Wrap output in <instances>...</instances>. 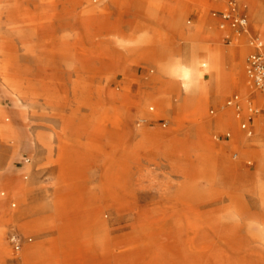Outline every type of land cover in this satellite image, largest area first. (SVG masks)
<instances>
[{
	"label": "rangeland",
	"instance_id": "rangeland-1",
	"mask_svg": "<svg viewBox=\"0 0 264 264\" xmlns=\"http://www.w3.org/2000/svg\"><path fill=\"white\" fill-rule=\"evenodd\" d=\"M36 1V5L19 11H0V107L7 123L17 121L14 126L22 140L18 143L0 137V264H42L24 261L22 253L31 244L53 239L57 241L52 249L57 253L49 258L63 264L60 228L67 225L73 212H65L61 199L75 194L76 183L87 188L98 186L104 156L111 152L112 140L124 130L131 143L141 139L145 146L139 160L132 161L131 172L136 192L148 202L154 196L155 201L160 200L156 194L159 186L175 192L184 180L175 172L185 162L181 150L188 149L193 159L201 162L204 173L198 172L195 178L211 196L202 200L204 205L198 209L204 218L172 227L175 236L190 232L205 235L203 243H197L204 244L207 253L196 264H212L211 257L220 264H264V258L255 255L264 246L249 238L250 226L264 230V195L248 196L231 182L263 163L264 134L259 130L264 129V94L252 88L246 69L253 50L250 41H264V0H231L239 16L247 19L248 30L234 28L223 18L227 0H105L96 4L97 16L108 19L109 29L92 40L88 29L31 24L27 20L30 14L50 9L51 0ZM91 1L85 0L83 7ZM8 2L11 0H6L5 6ZM161 4L165 6L162 11L158 9ZM256 10L261 11L259 22L255 21ZM191 28H201L204 36L200 46L219 56L224 86L222 100L215 103L217 88L206 74L204 85L209 93L197 110L185 105L183 81L160 73L162 65L184 56L185 36ZM66 34L70 37L63 38ZM115 40H143L140 55L122 53ZM91 48L97 52L111 50L114 55L105 58L117 63L115 68L105 69L99 62L94 68H83L75 54L80 57ZM116 58L125 63L123 73ZM143 67L149 70L148 75L140 74ZM108 91H125V98L104 100ZM46 94L61 99L49 104L44 100ZM235 96L239 103L228 106ZM18 105L26 114L16 120ZM250 106L259 113L249 117ZM243 124L247 129H242ZM57 132L66 145L63 154L72 158L78 153L84 155L82 178L77 179L74 168L66 169L59 162ZM39 134L52 136L51 151L34 140ZM27 135L32 137L31 144ZM243 136L248 138L246 145L238 140ZM222 162L234 169L229 179L217 184L215 171ZM28 167L29 172H25ZM6 176L12 180L5 181ZM150 176L157 177L156 183ZM16 179L27 186L21 201L9 190ZM35 217L41 219L40 225L35 224ZM87 222L89 227L85 225L81 234L82 228L72 231L77 241L87 242L94 250L99 259L94 264H113L107 262L108 257L142 237L128 235V231L113 233L117 225L113 228ZM68 223L71 228L81 226L79 218ZM12 240L19 244V250ZM181 248L194 254L198 251L186 245Z\"/></svg>",
	"mask_w": 264,
	"mask_h": 264
},
{
	"label": "bare ground",
	"instance_id": "bare-ground-1",
	"mask_svg": "<svg viewBox=\"0 0 264 264\" xmlns=\"http://www.w3.org/2000/svg\"><path fill=\"white\" fill-rule=\"evenodd\" d=\"M42 0H40L41 2ZM105 0H92L87 6H84L85 0H51L49 2V10H43L39 13L30 14L28 17L31 24L44 25L47 28L73 27L75 30L79 28L88 29V36L90 40L93 37H99L109 29L108 19L97 16L98 3H104ZM204 0H199L202 2ZM6 0H0V11L8 8L16 9V11L27 7L28 5H36V0H11L8 5L5 6ZM82 7V9H80ZM165 6L159 5L158 9L163 10ZM58 9L60 12H58ZM80 9V10H79ZM52 13H48V12ZM57 11V12H56ZM261 11L256 10L255 21H261ZM106 30V31H104ZM76 35V33H75ZM203 32L201 28L189 29L186 33L185 39L187 41V47L185 49L184 56L178 60H172L169 63L162 65L160 68L161 76L168 75L171 77H178L183 81V89L186 92L185 105L189 108H195L199 106L202 100H205L208 96V91L204 85V79L209 75L213 85L217 88V96L215 97V103L222 100V94L224 86L221 82V62L219 56L215 52L206 50L200 46V40L203 38ZM63 38L70 37V34L62 36ZM115 40L113 43L115 46L122 50V53L129 55H140L141 42L126 43L125 41H119L118 44ZM80 59V65L83 68H94L96 63L99 62L105 69L115 68L117 63L108 61L105 56L111 57V50L95 51L93 48L83 52L82 54H75ZM98 55L100 59H98ZM103 58V59H102ZM104 58L106 60H104ZM118 63H121V72L125 71V63L123 59H114ZM208 69V70H207ZM207 70V73L205 72ZM116 75V74H115ZM100 94V93H99ZM125 91L121 94H115L112 91H108L104 94V100L117 99L120 97L125 98ZM259 99L263 100V96ZM61 98L59 96H49L46 94L44 100L46 103L53 104L59 103ZM18 105V109H19ZM198 108V107H197ZM197 110V109H196ZM228 112H232L228 110ZM25 110L19 109L15 113L16 120L25 117ZM4 110L0 107V137L11 138L21 143V135L15 128V121L13 123H7ZM220 120V119H219ZM221 122V120H220ZM261 128V127H260ZM260 134H264V129L259 130ZM59 140L60 158L59 162L62 166L74 168L73 172L76 173L77 179L84 176V155L77 154V157L72 158L68 154H63L65 148V142L62 140L60 132L55 133ZM138 136V134H136ZM26 138L29 143H32V137L27 135ZM237 139V138H236ZM35 141L42 147L52 150V136L46 134H39L36 136ZM242 144L246 145L248 138L241 137L238 139ZM113 145L111 152L104 156L102 161L100 174V182L95 188H87V186L76 183L75 194L71 196H64L61 199V203L65 208V212H73L68 216L67 225H63L60 228V238L62 239V248L60 253L64 258L63 264H94L99 259H96L94 250L87 244L76 240L73 229H81L78 235L83 232V228L88 224L87 221H93L94 225L98 226H118V228L112 229V232H125L128 231V235H141V239L132 243L128 248H123L118 254L108 257L107 262L113 264H196L205 259L207 250L203 243L205 235L198 232H190L183 235L175 236L172 227L180 222H186L187 224H194L196 221L203 219L204 217L199 214L198 209L204 205L205 198H210V190L198 183V172L204 173L200 168V161L190 155L188 149L181 150V155L185 156V162L183 166L175 168V172L184 176V180L177 186V191L171 192L169 187H158L156 194L160 200L154 196L151 201L142 199L136 192L133 186V174L131 172V163L133 160H139L140 151L145 147L141 139L136 143H131V139L128 136L127 131H123L121 135H118L116 139L112 140ZM28 143V144H29ZM77 152V151H76ZM65 153V152H64ZM18 155V154H17ZM75 154H73L74 156ZM154 156H152L153 158ZM156 159V158H155ZM263 163L260 168L252 170L246 174L239 175L237 181H231L234 183L238 190L242 193L253 195H264V149L262 155ZM233 165L220 163L215 171L217 175V184L223 182L225 179H229L232 176ZM30 167L26 168L25 172H29ZM221 177H219V172ZM151 177V176H150ZM196 177V178H195ZM151 181L156 183L157 177ZM5 181L12 180L10 176L4 177ZM170 183V182H169ZM165 188V189H163ZM10 194L15 199L21 201V195L27 191L26 184L19 179L12 181L9 186ZM47 192V191H46ZM155 194V195H156ZM1 197V196H0ZM2 198V197H1ZM39 216V215H35ZM35 224L40 225L41 219L35 217ZM79 218L80 227L71 228L68 223L71 219ZM195 221V222H194ZM194 222V223H192ZM189 225V224H188ZM88 226V225H87ZM89 227V226H88ZM112 228V227H111ZM249 238L251 240L258 241L261 246H264V230H253L250 226ZM70 233V234H68ZM57 240H50L44 242H37L31 244L22 253V259L24 261L35 262L39 261L42 264H55L49 257L57 253L52 249ZM181 242V243H180ZM199 242V243H197ZM231 244V241H226ZM184 244V245H182ZM1 245V244H0ZM188 246L195 247L197 251L189 252V250H182L181 247ZM204 246V247H203ZM195 251V250H194ZM211 252V251H210ZM95 254V255H94ZM257 257L264 258V248L255 253ZM212 264H220L215 257H211ZM243 260V256L241 257ZM220 260V259H219ZM221 261V260H220ZM233 264V263H231ZM237 264V263H236ZM241 264V263H240Z\"/></svg>",
	"mask_w": 264,
	"mask_h": 264
},
{
	"label": "built area",
	"instance_id": "built-area-1",
	"mask_svg": "<svg viewBox=\"0 0 264 264\" xmlns=\"http://www.w3.org/2000/svg\"><path fill=\"white\" fill-rule=\"evenodd\" d=\"M218 1V0H217ZM226 9L223 12V18L230 20L231 25L236 28L248 30V21L245 17H240L237 6L233 1H226ZM224 27V25L222 26ZM250 47L253 49L247 61V77L250 85L256 91L264 94V41L260 38L252 39L250 41ZM239 103V97L235 96L231 101L228 102V106L236 105ZM248 116L253 117L259 113V110L254 109L253 106L249 107ZM242 129H247V125L243 124ZM16 244V249L19 250L20 246L16 240H12Z\"/></svg>",
	"mask_w": 264,
	"mask_h": 264
},
{
	"label": "crops",
	"instance_id": "crops-1",
	"mask_svg": "<svg viewBox=\"0 0 264 264\" xmlns=\"http://www.w3.org/2000/svg\"><path fill=\"white\" fill-rule=\"evenodd\" d=\"M139 72L141 75H148L149 74V70L146 67L141 68Z\"/></svg>",
	"mask_w": 264,
	"mask_h": 264
},
{
	"label": "clouds",
	"instance_id": "clouds-1",
	"mask_svg": "<svg viewBox=\"0 0 264 264\" xmlns=\"http://www.w3.org/2000/svg\"><path fill=\"white\" fill-rule=\"evenodd\" d=\"M117 43L119 44L120 42H119V41H117Z\"/></svg>",
	"mask_w": 264,
	"mask_h": 264
}]
</instances>
